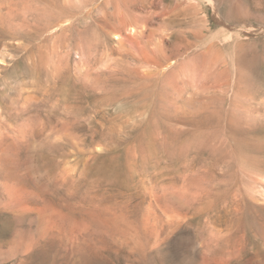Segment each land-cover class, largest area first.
Wrapping results in <instances>:
<instances>
[{
    "label": "rangeland",
    "instance_id": "rangeland-1",
    "mask_svg": "<svg viewBox=\"0 0 264 264\" xmlns=\"http://www.w3.org/2000/svg\"><path fill=\"white\" fill-rule=\"evenodd\" d=\"M0 264H264V0H0Z\"/></svg>",
    "mask_w": 264,
    "mask_h": 264
},
{
    "label": "bare ground",
    "instance_id": "bare-ground-1",
    "mask_svg": "<svg viewBox=\"0 0 264 264\" xmlns=\"http://www.w3.org/2000/svg\"><path fill=\"white\" fill-rule=\"evenodd\" d=\"M97 219V218H96Z\"/></svg>",
    "mask_w": 264,
    "mask_h": 264
}]
</instances>
